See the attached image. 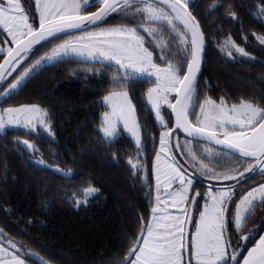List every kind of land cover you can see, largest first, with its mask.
<instances>
[{"label": "snow or ice", "instance_id": "obj_1", "mask_svg": "<svg viewBox=\"0 0 264 264\" xmlns=\"http://www.w3.org/2000/svg\"><path fill=\"white\" fill-rule=\"evenodd\" d=\"M200 8L199 0H0V133L5 140L8 129L21 133L12 151L27 152L41 171L74 178L41 151L63 159L51 147L58 144L55 113L36 102L10 103L45 67L73 60L82 67L70 76L104 82L95 129L101 139L114 145L127 134L134 144L125 163L147 190L144 211L133 209L135 227L109 264H264V92L214 99L204 91L211 85L203 71L210 48L226 63L264 65V58L252 56L230 30L219 39L206 35L207 19L222 10L253 46L230 4L215 0L202 16ZM254 8L249 14L264 24V0ZM252 38L264 56V34ZM145 110L157 134L146 116L142 122ZM98 191L88 183L71 203L85 204ZM49 255L0 227V264H56L57 254Z\"/></svg>", "mask_w": 264, "mask_h": 264}, {"label": "trees", "instance_id": "obj_2", "mask_svg": "<svg viewBox=\"0 0 264 264\" xmlns=\"http://www.w3.org/2000/svg\"><path fill=\"white\" fill-rule=\"evenodd\" d=\"M199 2L202 16L215 0ZM223 2L235 9L253 46L240 40L239 25L226 19L222 10L213 12L207 19L204 24L206 35L219 39L230 30L252 56L264 58L254 47L256 42L252 38L253 32L264 34V24L249 14V11H255L254 4L258 0ZM207 60L204 80L211 87L204 91L214 99L224 96L234 101L237 96L247 98L264 92V65L226 63L225 58L212 48L207 53ZM80 67L82 65L75 60L47 66L17 99L10 102L14 105L36 102L55 113L54 131L58 144L51 147L63 159H50L43 146L41 151L48 163L59 164L66 170L70 168L75 176L62 178L59 174L39 170L24 158L27 152L18 155L12 151L14 137L21 133L8 129L6 140L3 138L5 133H0V227L46 259H51L49 253L57 254L56 264H109L115 252L124 250V241L136 224L137 212L133 209L144 211L142 205L147 190L139 186L125 163L128 156L135 154L130 137L124 135L110 145L95 130L98 115L103 110L97 102L105 94L100 91L104 82L99 76L69 75ZM136 95L140 96L139 93ZM134 102L139 106L143 98ZM140 116L142 122L147 117L149 129L157 134L159 125L153 114L145 110ZM147 151L151 155L150 149ZM88 183L99 191L85 204L71 203L75 190ZM200 183L197 180V184ZM5 210L14 213L11 221L21 222L18 225L11 223ZM249 227H252L251 222Z\"/></svg>", "mask_w": 264, "mask_h": 264}, {"label": "rangeland", "instance_id": "obj_3", "mask_svg": "<svg viewBox=\"0 0 264 264\" xmlns=\"http://www.w3.org/2000/svg\"><path fill=\"white\" fill-rule=\"evenodd\" d=\"M22 2H26V0H22ZM163 114L165 115V118L167 119V116H168V110L167 109H165L164 111H163ZM154 116V115H153ZM125 135H127V134H125ZM157 148H158V142H157ZM257 178H260L259 176H257ZM202 183V182H201ZM201 183L200 184H197L196 186H197V188L198 189H200L201 191H203V188H204V183H202V185H201ZM95 195V194H94ZM93 195V196H94ZM90 198V197H89ZM89 200V199H88ZM87 200V201H88ZM172 213L173 214H178L177 213V210L175 209V208H172Z\"/></svg>", "mask_w": 264, "mask_h": 264}, {"label": "water", "instance_id": "obj_4", "mask_svg": "<svg viewBox=\"0 0 264 264\" xmlns=\"http://www.w3.org/2000/svg\"><path fill=\"white\" fill-rule=\"evenodd\" d=\"M197 180H200V178L198 177ZM201 181V180H200Z\"/></svg>", "mask_w": 264, "mask_h": 264}]
</instances>
